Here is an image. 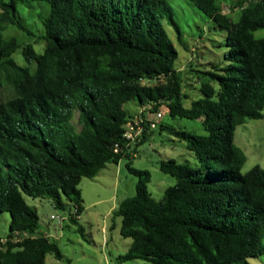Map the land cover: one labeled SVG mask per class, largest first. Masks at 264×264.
Instances as JSON below:
<instances>
[{
    "label": "trees",
    "instance_id": "1",
    "mask_svg": "<svg viewBox=\"0 0 264 264\" xmlns=\"http://www.w3.org/2000/svg\"><path fill=\"white\" fill-rule=\"evenodd\" d=\"M189 1L227 31L225 65L175 68L179 54L163 19L180 41L182 32L167 0H0V86H10L14 95L0 102V213L10 214L8 236L24 237L0 246V264H46L50 253L63 260L27 197L48 199L62 211L73 205L80 216L82 179L122 159L138 181L135 196L114 211L122 237L133 240L119 262L249 264L264 254V168L242 174L246 155L234 143L239 125L264 117V38L255 37L264 29V0L251 1L238 21L221 13L224 0ZM34 2L48 7L39 14L41 53L38 41L21 45L3 36L14 25L36 37L19 12ZM19 50L26 66L15 59ZM186 76L197 77L203 95L189 107ZM129 102L167 106L170 117L201 120L206 132L159 125L185 141L197 160L195 166L160 163L176 179L160 201L149 192V171L114 151L123 146L133 117L125 108ZM76 111L80 129L73 123ZM70 220L78 224L73 213Z\"/></svg>",
    "mask_w": 264,
    "mask_h": 264
},
{
    "label": "rangeland",
    "instance_id": "2",
    "mask_svg": "<svg viewBox=\"0 0 264 264\" xmlns=\"http://www.w3.org/2000/svg\"><path fill=\"white\" fill-rule=\"evenodd\" d=\"M167 1L174 9V18L182 32L180 41L169 20L163 19L165 28L175 42L179 54L175 68L186 72L190 62L199 63L202 69H211L214 65H225L227 31L214 23L189 0ZM236 2L237 0H224L222 7L233 8ZM47 11L48 7L43 2H34L33 8H19L20 16L34 31L35 38L29 37L14 25H10L3 36L6 39L16 37L21 45L38 41L35 43V48L39 53L43 52L45 44L38 39L43 34L39 14L45 15ZM240 15V11L233 13V20L238 21ZM255 37L264 38V29L258 30ZM15 59L19 65H27L21 50L15 54ZM34 67V65L31 66L33 70ZM184 78L187 83L184 92L190 96L188 100H185V106L189 107L192 100L202 98L203 95L199 89L197 77ZM213 85L218 88V84L213 83ZM13 96L10 86H0V102L7 101ZM125 108L130 115L137 114L139 110L135 102L127 103ZM164 110H168L167 106H164ZM78 119L79 113L76 111L73 123L80 129ZM160 124H169L176 130L188 131L195 135H206L201 120L172 118L167 112L158 124V128L138 147L132 166L137 170L149 171L151 175L149 192L157 201H160L164 192L176 183L174 177L161 171L162 161L188 162L192 166H195L197 162L188 150L186 142L167 130H160ZM234 143L246 155L242 174H246L257 165L264 168V117L258 120L249 119L239 125L235 132ZM127 163V159H122L119 164H109L95 178L82 179L79 187L82 192L84 211L78 217L77 225L70 220V214L75 211L73 205L66 211H62L56 209L48 199L27 197L28 203L36 209L40 217L42 233L49 235L50 239L58 244L64 256L63 260H58L54 254L50 253L46 257V264H150L143 260L125 263L118 260L120 256L127 253L133 242L131 238L122 237L120 232L122 219L114 215V211L123 200L136 194L138 178L130 173ZM52 216L64 217L65 220L53 219ZM10 221L8 212L0 213V239L8 237ZM79 226L83 227V233L78 231ZM248 263L264 264V254L249 258Z\"/></svg>",
    "mask_w": 264,
    "mask_h": 264
},
{
    "label": "built area",
    "instance_id": "3",
    "mask_svg": "<svg viewBox=\"0 0 264 264\" xmlns=\"http://www.w3.org/2000/svg\"><path fill=\"white\" fill-rule=\"evenodd\" d=\"M254 0H245L244 4L239 7L231 8L230 6L222 7L221 13L224 15H232L235 12L241 11L244 7H247L249 3ZM157 103H148L144 106L139 107V111L137 114L133 115L128 122L126 123V128L124 132V143L123 146L120 144H116L114 147L115 153H123L125 155H130L131 157L137 156L138 145L142 142L144 136L151 131L158 128V124L161 122L162 118L167 114L168 110H164L163 107H159L156 110ZM75 217L77 216V209L73 213ZM53 219H59L60 221H64V217H56L52 216ZM25 236V234H23ZM49 237V235H46ZM24 237L18 236V234L0 239L2 246L7 244L8 242L17 243L21 241Z\"/></svg>",
    "mask_w": 264,
    "mask_h": 264
},
{
    "label": "crops",
    "instance_id": "4",
    "mask_svg": "<svg viewBox=\"0 0 264 264\" xmlns=\"http://www.w3.org/2000/svg\"><path fill=\"white\" fill-rule=\"evenodd\" d=\"M139 111V110H138ZM138 113V112H137ZM43 232V231H42Z\"/></svg>",
    "mask_w": 264,
    "mask_h": 264
}]
</instances>
